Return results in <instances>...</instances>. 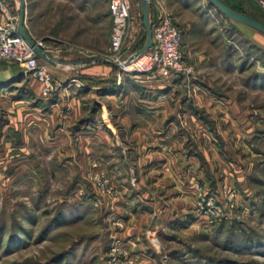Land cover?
Instances as JSON below:
<instances>
[{"label": "rangeland", "instance_id": "obj_1", "mask_svg": "<svg viewBox=\"0 0 264 264\" xmlns=\"http://www.w3.org/2000/svg\"><path fill=\"white\" fill-rule=\"evenodd\" d=\"M6 1L17 12L19 1ZM224 1L264 24L255 0ZM129 4L124 58L146 42L140 10ZM164 13L181 33L187 78L115 71L110 17L80 43L72 26L36 16L27 24L53 60L72 55L59 66L81 61L109 73L75 74L62 88L58 67L47 66L54 91L44 95L22 70L23 81L3 91L14 103H0V264H264V36L208 0H166ZM159 136L190 162H174L166 175L152 147ZM221 186L233 207L211 221L197 204L213 195L223 206Z\"/></svg>", "mask_w": 264, "mask_h": 264}, {"label": "built area", "instance_id": "obj_2", "mask_svg": "<svg viewBox=\"0 0 264 264\" xmlns=\"http://www.w3.org/2000/svg\"><path fill=\"white\" fill-rule=\"evenodd\" d=\"M112 20V32L108 60L119 65L122 75L158 77L162 80L187 78L192 69L186 63L182 45L181 33L174 25L172 18L164 12H158L151 22L152 45L150 49L138 58L123 57V46L126 38L127 26L130 17L129 0H105ZM259 9L264 13V0H255ZM36 46L46 52L39 41ZM0 63L18 66L25 73L30 74L42 86L44 95L53 93V77L46 64L42 63L33 52V49L18 34V16L6 0H0ZM198 199L203 193L199 186L195 187ZM219 193L225 198L223 206L214 201L213 195L197 204L200 213L211 221L231 212L229 203L232 195L226 186L219 188ZM226 200L228 202H226ZM229 203V204H228ZM220 205V206H219ZM228 205V206H227Z\"/></svg>", "mask_w": 264, "mask_h": 264}, {"label": "crops", "instance_id": "obj_3", "mask_svg": "<svg viewBox=\"0 0 264 264\" xmlns=\"http://www.w3.org/2000/svg\"><path fill=\"white\" fill-rule=\"evenodd\" d=\"M149 1H150V10H149L150 18L151 17L155 18L158 12H164V2L166 0H149ZM130 2L133 11L140 10V0H130ZM9 4L12 5L13 3L9 2ZM18 6H19L18 4L15 5V10H17L16 12L17 16H18ZM35 16L39 21L42 22L51 19L52 20L51 25L54 28L55 27L64 28L67 25L72 26L74 30L70 33V36H73V38L75 37L76 38L75 41L79 43L90 40L87 38L92 37L93 34L92 27L94 25L96 26L99 24L101 26L103 18L109 20L110 17L107 9V2L105 0H32L31 5H29L27 0H25V24H24L25 30L27 28V24ZM135 43L136 41L134 39L133 44L127 48L125 54L131 51V49H133ZM84 48L87 49L86 47ZM56 54L57 56H59L58 57L59 59L57 58L55 59V61L59 63H64L65 61H67V59H70L72 57V55H69L63 51L57 52ZM50 55L51 57H53L52 53ZM14 66L15 65L13 64L0 63V103L2 105L3 103L6 102L5 104H3L4 106L7 105L11 106L14 102L11 99H9V101H6L7 99L4 98L5 96L2 95L3 91L10 89L12 84L23 81V79H21L22 70L18 66H15L16 69H14L13 68ZM56 67L58 68H54V75L56 76L57 83L58 84L60 83L62 85V88L63 87L66 88L70 86L67 85L68 84L67 82L70 79V77L74 76L75 74L80 76H96V75L106 76L109 73V70L107 68H101V67L90 68L87 67L85 63L81 61L72 63V66L70 68L62 65L60 66L58 65ZM72 68H75L76 70L75 71L71 70ZM69 71H73V72H69ZM18 76H20L19 81L18 80L16 81V79H18ZM146 78L152 80L154 79L149 77ZM168 84L170 85L171 83ZM174 87H176V85L172 86V88ZM195 87L196 85L192 86V92H194V97L196 99L195 89L198 90V88ZM198 101L199 100H196V102H194L196 106H199L197 105ZM67 103H68V107L73 108L74 114H77L78 113L77 99L69 98ZM147 103L153 104L150 102ZM152 107L153 105L149 106L150 109ZM123 112L124 111L122 110V113ZM119 119H121L120 120L121 122H124V115H120V117H117V121ZM160 136L154 138L152 147H155L154 150L157 151L155 153L159 155L157 161H159L161 168L165 169L167 175V173L170 172L169 170L171 169V167H175L174 162H176V164H179V168H180L182 165H187L186 164L187 160H184V158H182L179 154H175V155L173 154L175 153V151H173L175 144L173 142H170L171 139L169 137H160ZM133 137H136L135 133ZM137 151H141V148L138 147ZM173 156L177 157L176 160H174ZM189 162L190 161H187V163ZM190 168L193 170L192 171L193 173H198L199 176L201 175L199 171L197 170L195 171V168L193 169V166H190ZM190 168L188 169L187 172H191ZM174 178L175 176L173 177L172 182L175 185V187H177L178 182ZM173 184L171 183V187H173L172 186Z\"/></svg>", "mask_w": 264, "mask_h": 264}, {"label": "water", "instance_id": "obj_4", "mask_svg": "<svg viewBox=\"0 0 264 264\" xmlns=\"http://www.w3.org/2000/svg\"><path fill=\"white\" fill-rule=\"evenodd\" d=\"M19 1V7H18V34L20 37L23 38V40L33 49V52L35 53L36 57L44 64H46L49 67H56L58 63L53 60L46 52H44L42 49L38 48L35 44V42L28 36V34L25 31V6H24V0H18ZM210 4H212L215 9L225 18L232 21L233 23L249 28L252 31L264 36V25L259 23L254 18L238 13L231 8H229L227 5L222 3L220 0H208ZM149 10H150V1L149 0H140V13H141V19H142V26L145 31V45L141 50L133 54L129 60H127L126 64H128L132 59L138 58L144 53H146L151 45H152V29L151 24L149 20ZM108 65L111 67L119 70L121 67L119 65L107 62Z\"/></svg>", "mask_w": 264, "mask_h": 264}, {"label": "trees", "instance_id": "obj_5", "mask_svg": "<svg viewBox=\"0 0 264 264\" xmlns=\"http://www.w3.org/2000/svg\"><path fill=\"white\" fill-rule=\"evenodd\" d=\"M222 3H224L225 5H227L229 8H231L232 10H234V11H236V12H238V13H241V14H244V15H247V14H245V13H243V12H241V11H239V10H237V9H235L234 7H231L227 2H225L224 0H220ZM209 2V1H208ZM209 5L210 6H212V7H214L212 4H210V2H209ZM215 8V7H214ZM247 16H250V17H252L251 15H247ZM252 18H254V17H252ZM227 19V18H226ZM255 19V18H254ZM228 20V19H227ZM255 20H257V19H255ZM230 21V20H229ZM258 21V20H257ZM232 22V21H231ZM259 22V21H258ZM259 23H261V22H259ZM262 24V23H261ZM264 25V24H263ZM236 34V33H235ZM115 71H117L116 69H115ZM146 77H149V76H146ZM149 78H154L155 79V77H149ZM158 78V77H157ZM109 79L108 80H105L104 82H106V83H111L112 84V86H114V82L112 81H109ZM165 81H173V80H165ZM118 90L119 89H117V93H119L118 92ZM116 91V90H115ZM113 95H114V93H112ZM106 95V94H105Z\"/></svg>", "mask_w": 264, "mask_h": 264}]
</instances>
